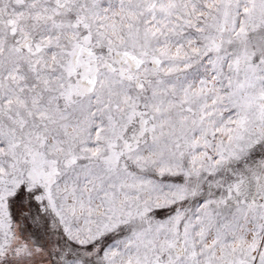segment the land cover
I'll use <instances>...</instances> for the list:
<instances>
[{"label":"snow or ice","instance_id":"obj_1","mask_svg":"<svg viewBox=\"0 0 264 264\" xmlns=\"http://www.w3.org/2000/svg\"><path fill=\"white\" fill-rule=\"evenodd\" d=\"M0 264H264V0H0Z\"/></svg>","mask_w":264,"mask_h":264}]
</instances>
